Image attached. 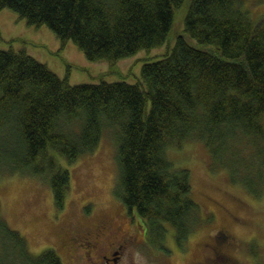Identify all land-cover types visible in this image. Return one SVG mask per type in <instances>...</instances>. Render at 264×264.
I'll return each mask as SVG.
<instances>
[{"label":"trees","instance_id":"16d2710c","mask_svg":"<svg viewBox=\"0 0 264 264\" xmlns=\"http://www.w3.org/2000/svg\"><path fill=\"white\" fill-rule=\"evenodd\" d=\"M4 7L46 25L62 43L71 40L93 61L174 42L143 58L134 82L71 84L24 47L0 48V174L47 179L60 208L69 177L57 155L71 162L91 153L108 130L117 195L145 224L152 247L162 245L165 222L181 245L209 220L192 196L188 169L166 154L184 140L198 139L211 164L227 167L231 178L243 175L248 191L262 194L264 14L254 20L242 0H0ZM0 264L60 260L52 248L31 253L0 211Z\"/></svg>","mask_w":264,"mask_h":264},{"label":"rangeland","instance_id":"374dc122","mask_svg":"<svg viewBox=\"0 0 264 264\" xmlns=\"http://www.w3.org/2000/svg\"><path fill=\"white\" fill-rule=\"evenodd\" d=\"M242 2L254 20L264 14V0ZM179 23L175 21L174 30L180 29ZM173 42V39L166 40L160 46L141 49L111 62L106 59L93 61L71 40L62 43L46 25H30L13 10L0 9V48L24 47L29 55L60 77H66L71 84L101 79L134 82L143 58L162 54ZM115 148L114 135L107 130L93 152L82 154L71 162L57 155L56 162L68 171L69 177L60 208L55 205L47 179L1 170L0 211L9 225L24 235L31 253L37 255L57 246L63 264H71L67 261L68 253L65 254L60 246L61 238L72 229L86 227L95 218H84L81 213H90L92 209V215L97 214V218L106 215L112 224L118 223L122 202L116 191ZM166 154L174 167L188 169L192 196L202 215L209 216V220L196 224L181 245L174 241L173 229L165 222L162 245H138L130 264H194L196 260L219 264L221 258L209 248V243L221 230L228 235L223 250L229 257L222 264H264V190L255 197L244 185L243 175L231 178L227 167L211 164L208 150L196 138L184 140L179 147L168 148ZM131 215L138 218L135 210Z\"/></svg>","mask_w":264,"mask_h":264},{"label":"flooded vegetation","instance_id":"af4514ba","mask_svg":"<svg viewBox=\"0 0 264 264\" xmlns=\"http://www.w3.org/2000/svg\"><path fill=\"white\" fill-rule=\"evenodd\" d=\"M121 204V203H120ZM83 212L80 216L84 218H94L86 227L80 229H72V231L64 233L61 238V248L64 249L65 254L68 253L67 258L71 264H130L131 259L134 258L136 247L138 245H147L152 247L147 241L145 224L136 219L131 213L133 210L122 203L120 205V214H118V223L112 224L106 215H92ZM127 224V225H126ZM226 231H219L218 234L209 243L216 256L221 258L219 264L228 258L221 252L216 251L215 244H218V249L221 251L228 235ZM57 247V246H56ZM56 247H50L54 250L63 264V257ZM58 248V247H57ZM66 259V257H65ZM197 261L194 264H205Z\"/></svg>","mask_w":264,"mask_h":264}]
</instances>
